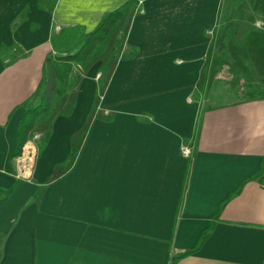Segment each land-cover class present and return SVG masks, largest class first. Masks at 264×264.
Masks as SVG:
<instances>
[{"label":"crops","instance_id":"1","mask_svg":"<svg viewBox=\"0 0 264 264\" xmlns=\"http://www.w3.org/2000/svg\"><path fill=\"white\" fill-rule=\"evenodd\" d=\"M38 1L0 0V44L26 52L0 59V264H169L214 210L210 231L174 264H264V97L194 99L221 0H136L101 94L112 115L93 119L70 170L49 182L89 110L98 69L79 78L71 113L17 157L22 100L50 32L89 31L126 0H44L50 11Z\"/></svg>","mask_w":264,"mask_h":264},{"label":"rangeland","instance_id":"2","mask_svg":"<svg viewBox=\"0 0 264 264\" xmlns=\"http://www.w3.org/2000/svg\"><path fill=\"white\" fill-rule=\"evenodd\" d=\"M125 2H127V0ZM254 3V0H221V6L218 10L219 22L214 27H212V30L209 33L212 44L216 43L217 45V48H215V52L219 58L226 57L227 53L225 51L229 48L227 46L224 48L223 43H221L220 45V40L225 42L228 38H231V40L237 43L244 40L245 35L249 31V29H264V18H262V20L260 21L253 22L254 15H264V11H259L257 8H255ZM42 7H45L47 11H50L51 9V6H49L48 8V5L45 4ZM24 12V9H22V11L17 15V17L12 19V21L10 22L11 28L16 25L17 21L24 18ZM236 13L238 16L235 15ZM236 18H238V20H236ZM239 18L241 19L239 20ZM126 19L127 14L123 15L120 19H117L114 22L110 23L107 26L105 32L101 34V36H95L90 39V41L85 44L84 48H81V56H77V58L71 59L69 61L70 67L72 69L68 73H65L64 77L60 78V76L56 75L52 71V68L48 67L49 81L52 83L53 86V88H51L55 89L51 93L49 101L50 108L47 111L36 115L37 118L35 117V120L33 121L30 130H28V132L26 133V139L23 143H25L27 140L31 142L35 141L38 138V135L43 137L45 131L47 132V134H49L51 123L56 116H67L71 113L74 107L75 95L77 93L79 78L82 77V75H86V72H88L89 69L93 66H98V69L97 72L93 75L95 79V90L93 98L90 102L89 109L92 108L94 103V97L98 93V89L102 86L103 89L101 93L98 94L96 109L99 108L97 110H101L103 114H108L112 112L111 110L105 107L106 105H103L101 103V94L106 86L108 75L115 62L114 59L121 55V53L123 52L124 43H121V47L118 48L119 46L116 40L118 39L119 34L121 35V29L125 25ZM34 26L35 24L31 22L30 27L33 28ZM61 30H63V28ZM61 30H56L55 28H52L48 38L51 49L47 51L46 54H44V56L42 57L39 65V74L37 82L36 84H34L35 86L32 85V87L34 86V88L27 97H30L31 93L35 90L36 87H38L39 82L44 78V73H46L47 71V67L44 65L46 64L45 58L58 53L57 50L59 48H55L52 44V36L53 40L58 43L59 39L56 38V35ZM83 32L85 31L81 28L79 33ZM11 51L15 53L8 55ZM25 53L26 52L24 51L18 52L16 48L10 49L8 51V48H5L4 45L0 44L1 60L6 59L5 57H10V60L16 59L18 57L24 56ZM236 67L237 66L232 69L229 67V65L225 64V62L216 64V62L209 60V62L207 63V70L205 72L207 79L204 85V89H199L198 91L200 97V105L210 106L212 104L239 99L240 97H243L241 92L246 89V84H248L250 88H258L260 91L264 92V70L261 73H258L256 69L252 67V65L248 66L246 71L243 70L241 66L240 68ZM25 99L22 100L23 106L25 105ZM69 105L71 106L70 108ZM182 151L184 153H188V146H182ZM18 152L20 153L17 155V157L22 156V145ZM28 155H30V153ZM56 170H60V172H62V168L60 167H58Z\"/></svg>","mask_w":264,"mask_h":264},{"label":"trees","instance_id":"3","mask_svg":"<svg viewBox=\"0 0 264 264\" xmlns=\"http://www.w3.org/2000/svg\"><path fill=\"white\" fill-rule=\"evenodd\" d=\"M53 0L49 1L52 3ZM254 7L257 8L259 11H264V0H254ZM135 2L136 0H127L124 2L120 7L110 10L102 15V17L97 22L96 26L89 31H85L83 33H79L81 27L73 26L69 28H63L57 35L56 38L59 39L58 43L53 40L52 36V44L56 48H59L57 54H53L45 58L44 64L47 67L46 73H44V78L39 82L38 87L31 93L30 97H27L24 100V108L22 113L18 119V126L16 130V146H15V153H17L21 147V144L26 139V133L30 130L33 121L35 120L36 115L41 114L42 112L47 111L49 106V101L51 97V93L55 90L52 89V83L49 81V68H52V71L60 76V78L64 77L65 73H68L72 68L70 67L69 61L71 59L77 58V56H81L82 53L80 51L81 48H84L85 44H87L90 39L95 36H101L103 32H105L107 26L114 22L117 19H120L123 15L127 14L126 23L121 29V35L119 34L118 39V48H120L121 43H124L125 33L129 24V20L134 12L135 9ZM40 6L44 5V0H40L38 3ZM51 6L48 3V8ZM127 12V13H126ZM23 14V12H22ZM21 14V16H22ZM20 16V17H21ZM13 24V22H12ZM77 30V35H76ZM55 39V38H54ZM223 43V47H229L226 49V57L219 58L216 55L215 48H217L216 43L212 44L211 38L206 50V54L204 57V61L200 68L199 77L195 83V90H194V99L199 102V89H204V85L207 79L205 72L207 70V63L209 60L216 62V64L225 62V64L229 65L230 68H240L242 67L243 70H247V67L252 65L256 69L258 73H261L264 70V29L259 28H252L246 33L245 38L241 42H234L231 38H228L225 42L220 40V45ZM77 46V47H76ZM211 67V66H208ZM244 72V71H243ZM237 77V76H235ZM264 77V76H263ZM264 79V78H263ZM246 89H244L241 93L243 97H240L238 100H247V99H254V98H263L264 92L260 91L258 88H250L248 84H246ZM52 87V88H51ZM103 87L101 86L98 89V93L94 97V103L92 108H90L80 126L73 131L69 135V149L68 153L64 159V161L60 164H54L52 167V175L48 178L45 182H49L52 178L56 176L55 170L60 167L62 168V173H66L70 170L73 163L75 162L78 152L82 146L86 133L89 129V126L92 120L95 117H100L104 119H109L112 115V112L103 114L101 110L96 109L97 101H98V94L101 93ZM201 106V105H200ZM71 106L69 105V108ZM69 112V110H68ZM37 118V117H36ZM38 120V119H37ZM43 135V134H42ZM47 132H44L43 137H47ZM261 160L264 161V153L261 156ZM261 171V168L260 170ZM258 171V172H259ZM185 181V177L183 182ZM41 186V185H40ZM10 188L4 189L7 193ZM38 189L33 193L36 196ZM181 199V194H180ZM179 199V200H180ZM222 202L220 203V205ZM179 206V201H178ZM217 210H214L212 213V220L210 224L204 228L198 237L197 242L180 252L174 253L172 258L169 261V264H174L176 257L188 253L198 247L202 239L205 235L210 231L213 226L214 219L216 217Z\"/></svg>","mask_w":264,"mask_h":264},{"label":"built area","instance_id":"4","mask_svg":"<svg viewBox=\"0 0 264 264\" xmlns=\"http://www.w3.org/2000/svg\"><path fill=\"white\" fill-rule=\"evenodd\" d=\"M29 153H30V152L28 151L27 154H29ZM22 157H23V154H22L21 158H22Z\"/></svg>","mask_w":264,"mask_h":264}]
</instances>
